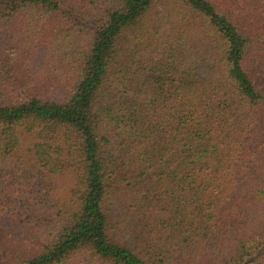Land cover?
Here are the masks:
<instances>
[{
	"label": "trees",
	"instance_id": "trees-1",
	"mask_svg": "<svg viewBox=\"0 0 264 264\" xmlns=\"http://www.w3.org/2000/svg\"><path fill=\"white\" fill-rule=\"evenodd\" d=\"M0 264H264V0H0Z\"/></svg>",
	"mask_w": 264,
	"mask_h": 264
},
{
	"label": "rangeland",
	"instance_id": "rangeland-1",
	"mask_svg": "<svg viewBox=\"0 0 264 264\" xmlns=\"http://www.w3.org/2000/svg\"><path fill=\"white\" fill-rule=\"evenodd\" d=\"M70 178H65V179H63L62 181H60V186H61V188L63 189V188H65V187H67L68 186V184H70V180H69ZM60 189V188H59Z\"/></svg>",
	"mask_w": 264,
	"mask_h": 264
}]
</instances>
